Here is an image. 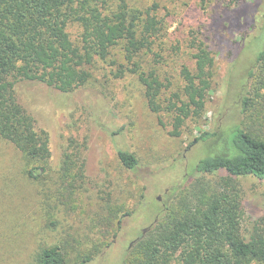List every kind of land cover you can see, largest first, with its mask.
<instances>
[{
	"label": "rangeland",
	"instance_id": "obj_1",
	"mask_svg": "<svg viewBox=\"0 0 264 264\" xmlns=\"http://www.w3.org/2000/svg\"><path fill=\"white\" fill-rule=\"evenodd\" d=\"M129 1L139 7L155 2L157 15L164 18L166 30L140 59L141 69L154 70L163 85L159 111L149 109L136 75L115 77L117 65L111 61L118 51L95 63L88 84L68 94L19 82L17 100L35 128L46 132L50 157L47 171L28 179L22 155L0 138V264H35L36 251L52 245L65 247L68 264L85 257L90 259L85 264H122L130 244L157 221L165 203L202 178L195 166L208 149L201 142L188 145L202 132L239 123L236 96L264 45V31L257 33L264 0H207L204 7L198 0ZM240 6L245 11L238 12ZM67 32L77 45L79 28L72 25ZM194 42H202L213 58L210 88L201 117L186 119L179 136H173V113L166 106L176 101L174 94L181 96L182 67L194 71ZM252 114L255 134L264 139V99L257 100ZM70 138L84 143L85 180L73 192L58 175ZM118 148L136 155L134 171L120 164ZM234 182L243 210L241 231L256 223L264 226V183L252 176ZM117 218L120 229L112 239ZM107 242L108 247L101 246Z\"/></svg>",
	"mask_w": 264,
	"mask_h": 264
},
{
	"label": "trees",
	"instance_id": "obj_2",
	"mask_svg": "<svg viewBox=\"0 0 264 264\" xmlns=\"http://www.w3.org/2000/svg\"><path fill=\"white\" fill-rule=\"evenodd\" d=\"M198 2L204 7L207 0ZM158 8L155 2L139 7L129 0H0V138L22 155L26 178L35 180L38 171H47L50 151L46 132L35 128L34 119L17 100L15 86L37 82L71 93L88 84L95 63L118 51L111 61L117 65L115 77L136 75L149 109L158 112L163 85L154 70L144 72L140 64L166 30ZM245 8L240 6L238 12ZM72 25L80 30L77 45L67 32ZM263 31L264 22L257 33ZM193 47L194 71L182 67L181 96L174 94L176 101L166 106L173 113V136H179L186 119L201 117L210 88L213 58L202 42ZM243 86L235 100L239 123L202 132L188 145L201 142L208 149L195 166L202 178L165 203L157 221L130 244L122 264H264V226L256 223L250 231H241L243 210L234 182L252 176L264 183V139L255 134L252 121L257 100L264 99V45L252 59ZM83 149V142L70 138L63 152L58 175L69 192L85 180ZM116 155L128 171L139 165L127 149H116ZM205 176L214 178L206 181ZM120 223L117 218L112 239ZM64 248L38 249L35 264H68ZM89 260L85 257L76 264Z\"/></svg>",
	"mask_w": 264,
	"mask_h": 264
}]
</instances>
